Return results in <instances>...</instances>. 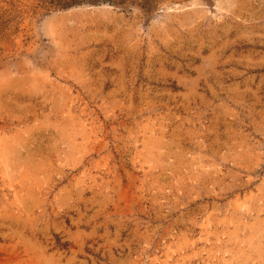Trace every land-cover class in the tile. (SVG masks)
<instances>
[{
  "label": "rangeland",
  "instance_id": "374dc122",
  "mask_svg": "<svg viewBox=\"0 0 264 264\" xmlns=\"http://www.w3.org/2000/svg\"><path fill=\"white\" fill-rule=\"evenodd\" d=\"M0 264H264V0H0Z\"/></svg>",
  "mask_w": 264,
  "mask_h": 264
},
{
  "label": "trees",
  "instance_id": "16d2710c",
  "mask_svg": "<svg viewBox=\"0 0 264 264\" xmlns=\"http://www.w3.org/2000/svg\"><path fill=\"white\" fill-rule=\"evenodd\" d=\"M66 5H68V4H66Z\"/></svg>",
  "mask_w": 264,
  "mask_h": 264
}]
</instances>
